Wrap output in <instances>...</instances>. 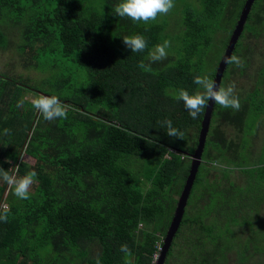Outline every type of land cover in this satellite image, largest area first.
I'll return each instance as SVG.
<instances>
[{
  "label": "trees",
  "instance_id": "trees-1",
  "mask_svg": "<svg viewBox=\"0 0 264 264\" xmlns=\"http://www.w3.org/2000/svg\"><path fill=\"white\" fill-rule=\"evenodd\" d=\"M200 1L199 9L187 4L184 30L172 34L162 16L148 24L115 16L120 0H0V53L15 50L19 66L42 74L15 73L11 62L0 70V168L38 174L28 199L0 179V206L7 205L0 264H151L189 174L184 151L194 152L206 109L193 119L174 93L202 91L194 77L204 76L203 47L220 30L214 80L246 2ZM136 34L147 40L144 52L123 43ZM174 38L182 45L171 43L172 57L151 72L139 68L155 45ZM233 54L244 67L228 64L221 85L234 74H249L255 85L235 90L239 111L215 104L205 164L165 264H264V145L255 155L245 135L255 118L264 124V0H255ZM30 94L58 96L67 118L45 120ZM168 119L184 139L166 134ZM137 160L150 167L134 171ZM142 178L151 183L146 189Z\"/></svg>",
  "mask_w": 264,
  "mask_h": 264
},
{
  "label": "clouds",
  "instance_id": "clouds-1",
  "mask_svg": "<svg viewBox=\"0 0 264 264\" xmlns=\"http://www.w3.org/2000/svg\"><path fill=\"white\" fill-rule=\"evenodd\" d=\"M175 6V0H120L119 3L113 6L112 13L119 18H128L133 22H143L148 24L150 21H155L159 16L167 15ZM123 43L131 50L132 53H141L147 48V40L141 34L122 36ZM171 46L170 40L165 39L162 43H158L148 52L147 61L139 62V68L146 71H152V64L163 61L168 57L167 49ZM227 64H234L236 67L242 68L244 64L241 58L235 54L225 58ZM194 83L199 86L202 91H197L190 94L187 90L181 88L174 93V99L183 101L184 107L188 110L190 116L196 119L210 101L221 106L224 109H232L239 111L241 105L238 95H236L235 82L230 83L227 87L223 85L216 86V83L207 75H197L194 77ZM22 98L17 102V108L24 105ZM32 107L48 121L56 119H66L68 108L56 95L46 96L41 95L31 99ZM162 127H166V134L169 137L184 139V133L173 127L171 119L161 122ZM5 129V133H8ZM23 159V157H21ZM37 172L33 169L27 172L24 176H18L15 173H9L4 168H0V179L7 185L9 191L19 199H28L30 188L35 182ZM3 208V214H0V220L7 221V205L0 206ZM121 251L127 253L129 250L127 245L121 246ZM99 264V259H97Z\"/></svg>",
  "mask_w": 264,
  "mask_h": 264
},
{
  "label": "rangeland",
  "instance_id": "rangeland-1",
  "mask_svg": "<svg viewBox=\"0 0 264 264\" xmlns=\"http://www.w3.org/2000/svg\"><path fill=\"white\" fill-rule=\"evenodd\" d=\"M189 2L193 5V7L198 8V9L201 8V1L200 0H175L174 8L167 15H162L163 19L168 18V20H167L168 21V29H167L168 32H170V33L172 32V34H177V33H181L184 30V22H183V17H182L183 14L182 13L184 12L185 7L189 5L188 4ZM223 35H226V33L219 30L212 39L213 40L212 45L208 46L207 48L203 47L202 51L204 54V58H203L202 62H203V74L204 75L209 76V74H212V70L215 67L217 59L220 56V53H222L221 52L222 51V45H221L219 40H220V38H222ZM173 37H175V36H173ZM171 43L173 44L174 47H178L179 45H182L179 39L172 40ZM167 50L169 52V49H167ZM171 51H175V50H171ZM177 56L178 55L175 54V56H173V57L176 58ZM168 57H172V55H168ZM17 59H18V56H17L15 50H7L4 53H0V70H3V71L7 70L9 68L6 65L7 62H11V63H14L13 72H15V73H22L24 75L32 76L36 80H38L42 76V74L36 70H25L22 66H19ZM229 82L230 83L235 82L237 91L242 89V88L252 89L255 85L254 80L249 76V74H248V79L243 78L240 74H234L232 77H230ZM29 97L31 99L34 98L33 94H30ZM255 119L250 122V126H253L255 124L253 126V128H249L248 126L246 127L245 135L248 136L250 139V142L247 144V146H249L253 149V151L255 152V155H258L261 152V147L264 145V142H263L264 124H262L261 122L258 123V120H255ZM262 120L263 119H261V121ZM210 127H211V125H210ZM223 128L227 130V133H229V132L231 133L233 131L231 129L232 127H230V126H223ZM255 155H254V157H255ZM260 158L263 159V161H264V154L261 155ZM24 159L30 163L34 162V159L29 157V156H24ZM138 163L139 164L142 163V165H141V167H139V169L138 168L135 169V168H133L135 166H132V169L134 171L144 172L146 169H148L150 167V163L148 161L144 162L143 160H139V161L137 160L136 164H138ZM256 163L259 164L257 159H255V164ZM202 164H205V159H203ZM249 164H252V163H249ZM237 173H239V172H237ZM241 175H242L241 180L243 182H245L247 180L246 175L243 173ZM150 184H151L150 181L142 178V186L144 189L148 188L150 186ZM196 188H197V184L195 185L193 193L190 195V196H192L191 199L193 198V196H195L194 192H195ZM179 196H180V194H174V197L176 200L179 199ZM164 237L165 236L162 237L163 240H164Z\"/></svg>",
  "mask_w": 264,
  "mask_h": 264
},
{
  "label": "water",
  "instance_id": "water-1",
  "mask_svg": "<svg viewBox=\"0 0 264 264\" xmlns=\"http://www.w3.org/2000/svg\"><path fill=\"white\" fill-rule=\"evenodd\" d=\"M254 2L255 0H246L242 8L240 17L230 36L227 47L217 67V71H216V74L213 80L216 83L217 87L221 85L224 73L228 66L225 58L233 54L236 44L244 30L248 15L251 12ZM214 107H215L214 101H210L209 106L206 107L205 109L204 116L201 122V129H200L199 136H198V144L194 152L190 153V152L184 151V154L188 155L191 158L190 170L186 178V181L184 183L183 189L180 193L179 199L177 200V204H176L171 222L166 231V235L163 240L160 258L157 264H165L167 253L182 223L190 195L192 193L200 166L203 161V154L205 151L206 141H207L208 133L210 130Z\"/></svg>",
  "mask_w": 264,
  "mask_h": 264
},
{
  "label": "built area",
  "instance_id": "built-area-1",
  "mask_svg": "<svg viewBox=\"0 0 264 264\" xmlns=\"http://www.w3.org/2000/svg\"><path fill=\"white\" fill-rule=\"evenodd\" d=\"M161 250H162V245L161 246L159 245L157 250L153 254V258H152L151 264H157V262H158V260L160 258Z\"/></svg>",
  "mask_w": 264,
  "mask_h": 264
}]
</instances>
